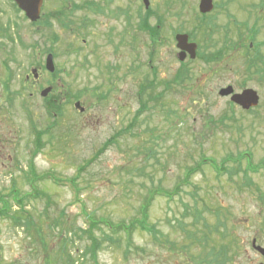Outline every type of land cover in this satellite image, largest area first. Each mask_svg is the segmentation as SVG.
<instances>
[{
  "label": "rangeland",
  "instance_id": "374dc122",
  "mask_svg": "<svg viewBox=\"0 0 264 264\" xmlns=\"http://www.w3.org/2000/svg\"><path fill=\"white\" fill-rule=\"evenodd\" d=\"M59 2L61 19L82 0ZM124 4L114 0L111 11ZM86 14L93 24L85 31L63 29L53 19L42 29L20 21L10 35L22 40H0V198L12 184L20 193L31 191V162L42 178L36 183L41 196L26 200L30 225L0 217V264H209L212 245L229 249L226 264L263 262L251 243L264 246V77L255 66L264 67L248 69L244 58L264 61V19L253 42L242 40L244 46L214 63L180 61L175 40L152 43L141 32L133 74L134 56L118 44L119 20ZM195 41L204 53L223 42ZM48 49L59 70L53 76L43 67ZM185 68L189 73L176 78ZM146 79L153 88H143ZM228 85L256 90L258 104L248 110L232 104L218 93ZM48 86L55 110L39 93ZM148 94L153 100L139 111ZM141 213L154 233L109 229ZM87 216L104 221L89 227ZM203 233L206 244L196 240ZM99 243L95 254H86Z\"/></svg>",
  "mask_w": 264,
  "mask_h": 264
},
{
  "label": "flooded vegetation",
  "instance_id": "af4514ba",
  "mask_svg": "<svg viewBox=\"0 0 264 264\" xmlns=\"http://www.w3.org/2000/svg\"><path fill=\"white\" fill-rule=\"evenodd\" d=\"M59 1L43 0L39 19L35 23H31L24 11L13 0H0V16L10 17V20L5 23L0 21V40L10 42L11 40H22L19 36L13 39L10 35L11 26L18 27L20 21L36 25L37 29L50 27L52 19L59 22ZM202 1L211 8L202 11ZM113 2L114 0H104L102 3L96 0H82L81 3H74L71 8L70 31L74 29V26L80 31H85L93 24V20L89 19L86 12L93 15L110 14V17H116L119 20L118 44L123 50L132 52L134 56L133 62L129 66V70L134 72L133 74L137 70L136 44L137 40H140L141 32L146 35L147 40H152V43L154 40L157 42L159 40H178L177 36L180 34H186L189 41L252 40L253 30L258 29V23L264 19V0H125L126 4L118 5L112 12L111 4ZM48 7L49 11L45 13V9ZM77 10H83L85 13L78 18L73 17V12ZM236 11H239L240 14L237 15ZM222 19L224 22L221 24ZM74 33L76 32L74 31ZM152 50L154 51V48ZM73 52H79L78 48L73 49ZM177 55L180 56L178 49ZM186 55H184L183 61L188 58ZM29 77L27 75L26 79ZM254 240L256 242V239ZM256 244L258 243L256 242ZM261 256L263 262L260 261L258 264H264V254Z\"/></svg>",
  "mask_w": 264,
  "mask_h": 264
},
{
  "label": "trees",
  "instance_id": "16d2710c",
  "mask_svg": "<svg viewBox=\"0 0 264 264\" xmlns=\"http://www.w3.org/2000/svg\"><path fill=\"white\" fill-rule=\"evenodd\" d=\"M70 12L65 13V12H61V19H59V22H60V26L63 28V29H68L70 30L71 28V19L69 17V14ZM71 13H72V10H71ZM244 41V40H243ZM242 40H231V42H229V40H223L222 44L219 46V47H214L213 46V49L208 53H204V52H201V51H198V58H201L203 57L204 60H206L207 63H214V62H217V61H221L224 59V55H226L227 53L230 52V50L232 49L233 46H235V49H238L239 47H242L244 46V43H243ZM253 42V40H252ZM262 45H264V42H262ZM202 54H206L205 57L201 55ZM245 59V65L246 67L249 69L251 68L253 65V63H261L260 65H262V67H264V61L261 60V58H258L256 55H254L253 58H249L248 55H246V57L244 58ZM256 67V71L257 73H260V76H263L264 77V71L261 70V67ZM183 71H178L176 74H175V77L176 78H179L181 76H184L186 75V73H189V70L187 68L185 69H181ZM58 73V70L56 69L55 73L52 74L53 75H56ZM148 80V79H146ZM173 82L175 83L176 81L173 80ZM151 86V87H150ZM153 79L152 80H148L147 82V85L146 86H143V88L147 89V88H153ZM50 96H52L50 94ZM47 97L45 98V101H46V107L47 109L50 110L53 109L55 110L56 109V104L53 100V98L51 97ZM149 98H145V99H141L140 102H141V109H139V111H142L144 109L147 108V104L150 100H153L150 96V94H148ZM44 132L42 131H39L37 132V137H36V144L35 146L37 147V149H41L42 147V143H41V136ZM35 152V151H33ZM35 154V153H33ZM246 155V154H244ZM250 155V154H248ZM242 158V154H241V157ZM235 160L237 161L238 159L235 158ZM203 162L205 161H208V162H211V164L213 165V167L219 171L220 168L219 166L216 165L215 161L211 160V159H207V158H204L202 159ZM249 167L250 169H255V168H252V166L249 164ZM29 171L27 172L28 175H26V180L31 188V191L28 192V193H20L14 184H12L11 186V191L9 192V194H6V198H0V217H2L3 219H7L9 218L11 221H13L14 223L18 224V223H22V224H25V225H30V220H32L31 218V214L29 213V211L26 210V200H28L30 197L32 198H38V196H41V191L36 187V183L38 181H40V176H36V172L34 171V167H33V163L31 162L29 164V167H28ZM194 168H190L188 169V175L192 173ZM45 176V175H44ZM43 176V177H44ZM184 181H187V179H185ZM12 201V202H10ZM13 208H15L13 210ZM141 209L143 210L144 209V206L141 207ZM30 214V215H29ZM146 219H147V214H143L141 213V217L140 218H135L134 220H132V222H130L129 225H126L124 223H118V224H108L109 226V229L110 227L113 229L112 231H114L115 229V232H120V231H124L125 233H128L130 234L133 229L135 228H141L143 230H147V231H150L151 233H154V229L152 227H149L148 225H146ZM87 220L90 222V226L89 227H93L95 226V224H99L101 222L104 221V219H100L98 221H96L95 219L93 218H90L87 216ZM106 222V220H105ZM61 223V227H63L65 225L64 223V220H61L60 221ZM216 229L215 231L218 232L217 230V227H221L222 228V225H221V222H218L216 224ZM90 231V230H89ZM221 234V233H220ZM204 236V233L202 235V237ZM199 243L201 244H206L208 242V239L204 236V238H201V239H196ZM40 243H41V246L44 248L45 245H47V242H46V239L44 238L43 239V236L41 235L40 236ZM100 246V243L99 245L95 246V244L91 247V248H88L86 250V254L87 253H93L95 254V250L97 248H99ZM224 247V246H223ZM223 247H216L214 245H212L211 247H209V249L207 250L208 254H206V258H208L206 261L209 263V264H226V262H229V258H228V251L229 249H223ZM85 254V255H86ZM48 253L44 256V260L45 261H48L49 257H48ZM201 258V257H200ZM200 261H202L203 263L201 264H207L204 260L200 259ZM49 264V263H47Z\"/></svg>",
  "mask_w": 264,
  "mask_h": 264
},
{
  "label": "water",
  "instance_id": "95a60500",
  "mask_svg": "<svg viewBox=\"0 0 264 264\" xmlns=\"http://www.w3.org/2000/svg\"><path fill=\"white\" fill-rule=\"evenodd\" d=\"M16 5L24 11L26 17L34 22L39 19L40 16V8L42 5L43 0H13ZM147 4V1H146ZM211 8V6H208L207 4L202 1L201 3V9L202 11H207ZM176 40V47L180 50L179 52V58L182 60L184 59L185 54H189L190 58H194L196 55V43L194 42H189L187 40V35L186 34H180L177 36ZM45 68L49 72H53L55 67L53 63V57L52 54H47L45 58ZM32 74L34 77H37L36 70L34 69L32 71ZM51 90L50 87L45 88L44 90L41 91L42 96H46L49 91ZM220 95H225L230 97V101L233 103L239 105L242 109H249L254 106H256L259 102V95L256 90L251 89V88H245L239 92H234V89L231 85H228L222 89L219 90L218 92ZM78 103H76L75 107H78ZM254 245V241H253ZM255 246V245H254ZM256 249L259 250L261 253L264 254V248L260 246H256Z\"/></svg>",
  "mask_w": 264,
  "mask_h": 264
}]
</instances>
